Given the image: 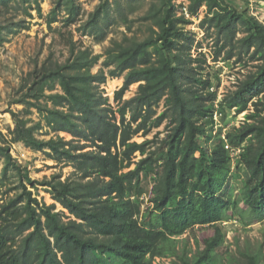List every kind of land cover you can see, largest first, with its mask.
I'll use <instances>...</instances> for the list:
<instances>
[{
    "label": "trees",
    "instance_id": "trees-1",
    "mask_svg": "<svg viewBox=\"0 0 264 264\" xmlns=\"http://www.w3.org/2000/svg\"><path fill=\"white\" fill-rule=\"evenodd\" d=\"M203 5L199 26L213 36L214 62L241 60L249 50L250 58L262 61L217 107L209 75L193 65L206 63L205 53H198L202 59L192 57L195 36L186 29ZM65 8L66 23H75L79 5L66 0ZM112 12L127 19L122 0H105L83 22V31L104 40V27L116 20ZM49 15L50 24L56 7ZM141 19L152 22L150 32L141 39H112L102 62L107 71L93 72L103 55L69 37L64 60L49 54L20 84L13 102L23 105V116L5 109L14 128L9 139L0 132V264H154L165 256H175L176 264H217L215 249L225 240L222 224L238 204L226 186L233 169L244 170L240 189L246 218H264V24L226 0L185 5L151 0ZM122 75L114 106L101 85ZM134 83V95L123 99ZM33 109L38 120L27 116ZM232 109V118L248 110L239 125L223 120L224 110ZM215 110L223 120L217 126ZM163 123L162 137L156 131L141 142L133 139ZM13 142L43 151L72 171L64 178L53 173L33 179L12 157ZM9 172L16 181L9 182ZM147 176L154 182L150 205L142 208ZM39 185L52 203L33 193ZM196 226H212L214 233L195 252L186 244L179 248L178 237ZM246 257V264H264L255 254Z\"/></svg>",
    "mask_w": 264,
    "mask_h": 264
},
{
    "label": "rangeland",
    "instance_id": "rangeland-1",
    "mask_svg": "<svg viewBox=\"0 0 264 264\" xmlns=\"http://www.w3.org/2000/svg\"><path fill=\"white\" fill-rule=\"evenodd\" d=\"M79 5L80 11L76 16V22L73 24L66 23L68 17L65 8L66 0H8L4 2L0 0V132L5 135V138H10V131L14 128V121L9 112L5 109L9 108L23 116V105L13 102L17 98L18 88L28 72L34 67L35 63L40 65L50 54L52 58L64 60L69 55V45L67 39L72 38L77 46L82 48L88 47L93 53H101L97 64L92 67L95 72L98 68L103 67L102 62L105 58V49L111 45L112 39L123 41L125 37L143 38L150 32L152 22L150 20H142L141 16L146 12L151 3V0H122L123 7L127 19L125 22L121 18L117 19L115 12L112 15L116 20L104 27L106 37L98 42L93 36L84 32L82 29L83 22L89 14L98 6L99 3L105 0H74ZM111 3L112 0H107ZM176 4L185 5L188 0H173ZM232 3L235 7L245 9L249 14L264 24V1L248 0H226ZM56 7L55 21L50 24V11ZM40 8L41 14L37 12ZM206 7L203 5L196 16L191 18V22L186 25V29L191 31L195 36V43L191 49L192 57H199L198 53H205L206 63L201 61L193 62V65H201L204 70L201 72L203 76L209 75L211 87L214 88L217 94L216 101L222 96L235 88L237 83L260 64L261 60L250 58L251 50L242 54V59L238 60L237 56H233L227 61L212 60L214 52L213 36L207 35L204 28L199 26ZM29 13H31L29 15ZM22 25H25L24 28ZM153 28H157L153 26ZM198 42V43H196ZM200 45V46H199ZM123 82V75L120 77H107L104 84L101 85L104 95H107L109 102L115 106L116 102L113 99L114 91L117 90ZM137 84L134 83L124 93L123 99L129 98L136 92ZM57 90L60 88L57 86ZM162 110V104L158 108ZM248 110L242 111L233 116L234 111L227 112L223 120L227 119L229 123L239 125L244 115ZM33 120H38L41 116L33 109L31 114L27 115ZM25 115V117H27ZM222 120V121H223ZM221 117H218V122H222ZM227 122V123H228ZM46 128L42 129L44 133ZM161 131L162 137L165 131V124L153 129L147 136L140 134L133 137L134 140L141 142L145 138H152L154 133ZM60 135L69 138L70 135L60 132ZM42 137H47L42 135ZM10 152L16 161L28 170L29 176L33 179H41L44 176H51L53 173H61V178L67 176L72 167L70 165L63 166L62 163L47 158L45 152L37 151L27 147L22 142H13L10 145ZM237 153V151H236ZM233 154V153H232ZM235 154V153H234ZM141 156L136 153L135 159ZM235 157V155H234ZM234 163V160H232ZM234 177L230 178L226 185L227 189L233 193L237 208L229 212L231 219L224 222L225 240L223 244L215 249L217 264H246V255H257L264 262V218L260 220H248L245 216L246 205L241 195V180L244 177L243 168L233 169ZM16 181V176L13 172H9V182ZM186 177L183 182H187ZM151 176L143 177L142 184L144 192L142 199L144 201L142 208L150 205L148 201L151 197V188L153 185ZM37 195L39 200H44L46 203H52L53 199L43 186H38L32 190ZM57 209H61V205H56ZM240 213H243V218ZM214 228L212 226H196L187 231L182 236L178 237V247L181 248L186 244L187 249L195 252L198 246L203 247V240L212 236ZM175 256L156 257L154 264H176Z\"/></svg>",
    "mask_w": 264,
    "mask_h": 264
},
{
    "label": "built area",
    "instance_id": "built-area-1",
    "mask_svg": "<svg viewBox=\"0 0 264 264\" xmlns=\"http://www.w3.org/2000/svg\"><path fill=\"white\" fill-rule=\"evenodd\" d=\"M185 12H186V10H185ZM186 15L188 16L187 12H186ZM211 90H213V87H211ZM218 101H219V100H218ZM218 101H215V106H216V107H217V102H218ZM220 116H221V112H219L218 110H215V111L213 112V118H214V120H215V122H216V126L222 124L221 122H218V117H220ZM224 130H225V128H223V131H224ZM225 147L228 148V145L226 144ZM237 151H238V150H237ZM232 153H233V154H232ZM234 153H235V152H233L232 149H231V155H235Z\"/></svg>",
    "mask_w": 264,
    "mask_h": 264
}]
</instances>
